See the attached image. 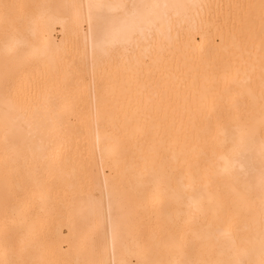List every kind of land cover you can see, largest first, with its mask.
<instances>
[{"label": "bare ground", "instance_id": "1", "mask_svg": "<svg viewBox=\"0 0 264 264\" xmlns=\"http://www.w3.org/2000/svg\"><path fill=\"white\" fill-rule=\"evenodd\" d=\"M0 264H264V0H0Z\"/></svg>", "mask_w": 264, "mask_h": 264}]
</instances>
